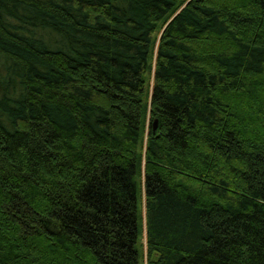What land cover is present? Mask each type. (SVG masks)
I'll list each match as a JSON object with an SVG mask.
<instances>
[{"label":"trees","instance_id":"trees-1","mask_svg":"<svg viewBox=\"0 0 264 264\" xmlns=\"http://www.w3.org/2000/svg\"><path fill=\"white\" fill-rule=\"evenodd\" d=\"M0 264H264V0H0Z\"/></svg>","mask_w":264,"mask_h":264},{"label":"water","instance_id":"water-1","mask_svg":"<svg viewBox=\"0 0 264 264\" xmlns=\"http://www.w3.org/2000/svg\"><path fill=\"white\" fill-rule=\"evenodd\" d=\"M157 128H158V121L156 120V121L154 122V130H157Z\"/></svg>","mask_w":264,"mask_h":264}]
</instances>
